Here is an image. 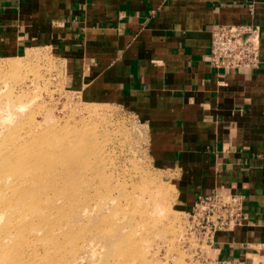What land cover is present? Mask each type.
<instances>
[{
    "label": "crops",
    "instance_id": "1",
    "mask_svg": "<svg viewBox=\"0 0 264 264\" xmlns=\"http://www.w3.org/2000/svg\"><path fill=\"white\" fill-rule=\"evenodd\" d=\"M238 23L260 29L259 66H212V29ZM30 46L64 61L70 91L146 124L185 211L243 194L249 223L218 232L212 256L264 254V0H0V56Z\"/></svg>",
    "mask_w": 264,
    "mask_h": 264
},
{
    "label": "rangeland",
    "instance_id": "2",
    "mask_svg": "<svg viewBox=\"0 0 264 264\" xmlns=\"http://www.w3.org/2000/svg\"><path fill=\"white\" fill-rule=\"evenodd\" d=\"M64 74V61L51 47L30 46L19 55L0 56V143L11 148L29 140L21 137L28 133L48 136L45 141L35 137L47 149L48 160H32L23 167L40 165L55 185L47 188L44 196L45 204L55 200L54 207L44 212L53 216L50 223H57L60 217L70 222L59 240L45 241L55 250L62 247L63 253L56 252L51 260L41 249L24 255L34 264L45 254L49 264H128L122 254L107 253L104 236L108 235L114 246L111 252H122L128 247V236L136 240V234L128 233L130 224L143 220L140 212L153 211L151 197L155 196L164 209L151 216L149 227L153 232L158 224L157 233L145 245L140 260L146 264H210L206 242L190 233L188 212L178 203L172 174L156 164L146 124L128 108L83 99L66 87ZM80 154L89 156L86 165L77 164ZM60 159H76L73 179L63 176ZM81 166L87 168L83 174L77 170ZM83 178H94L93 186L81 188L78 183ZM5 191L8 194L7 188ZM61 192L66 193V200L57 202ZM107 196L116 199L106 203L103 199ZM85 207L88 217L83 215ZM6 219H0V229ZM27 227L23 223L22 229ZM9 241L3 238L0 244ZM59 241L63 245L57 246Z\"/></svg>",
    "mask_w": 264,
    "mask_h": 264
},
{
    "label": "bare ground",
    "instance_id": "3",
    "mask_svg": "<svg viewBox=\"0 0 264 264\" xmlns=\"http://www.w3.org/2000/svg\"><path fill=\"white\" fill-rule=\"evenodd\" d=\"M24 138H30L29 140H23L19 144L13 145L11 148L6 147L0 143V219L6 216L5 224L0 229V239L9 238L8 243L2 242L0 244V264H34L33 259L27 258L24 254L29 252L33 253L40 252L39 249L44 250L50 254V260L54 254L58 251L63 253L62 247H58L56 250L49 244L47 246L45 241H52L50 238L60 239V236L64 234V227L69 225L70 222L63 220L60 217L57 223H50V214H45L46 210H50L54 207V203L50 202L45 204L44 196H47V188L51 185L55 186L50 178L47 177L45 171H42L40 165L37 167H23L24 163H29L32 160L46 162L49 158L47 149L41 147L36 141L35 137L41 138L45 141L48 136L46 134H39V136H32L28 133ZM87 141V140H86ZM89 156L85 154L78 155V163L75 160H63L60 159V163L63 165V176H70L73 179L75 170L72 171L73 164H87ZM53 161V160H52ZM55 163L60 164L57 161ZM54 163V164H55ZM53 165V164H52ZM87 168L84 166L78 167L77 170L80 173H84ZM94 178L92 180L82 179L79 181L78 185L82 187H92L94 183ZM8 189L7 195L4 193V189ZM56 201H62L66 193H57ZM116 198L107 196L103 199L106 203L114 202ZM66 200V198H65ZM102 201V202H103ZM101 202V203H102ZM151 202L154 203V209L151 213L142 211L140 212V217L143 220L139 223L132 222V231L128 232L131 234H136V240L128 236L126 238V246H128L120 253L111 252L113 249V244L109 240L108 235L104 236V240L109 246V255L114 256L117 254H122V257L128 259V264H146V262L140 257L143 255L145 245L151 243L153 236L157 233V227L153 232H151L150 225L153 224L151 221V216L154 212H160L163 208L160 201L155 197H151ZM101 203H97L98 208L101 209ZM6 213V214H5ZM83 215L88 217V211L85 207L83 209ZM18 221L21 222L18 225ZM23 223L29 225L25 230L22 229ZM31 225V226H30ZM13 229V235H10L11 229ZM118 229L114 227L113 230ZM43 231V240L40 239V233ZM15 236V237H14ZM139 240H137V238ZM61 241V240H60ZM58 242L57 246L63 245V242ZM89 247L93 248L91 243L88 244ZM93 250V249H92ZM47 254L42 256L41 262L37 264H49L51 261L47 258H43Z\"/></svg>",
    "mask_w": 264,
    "mask_h": 264
},
{
    "label": "built area",
    "instance_id": "4",
    "mask_svg": "<svg viewBox=\"0 0 264 264\" xmlns=\"http://www.w3.org/2000/svg\"><path fill=\"white\" fill-rule=\"evenodd\" d=\"M252 7V5H251ZM260 29L253 23L217 24L211 32L210 64L234 71L252 70L261 59ZM189 230L193 237L202 236L209 251L210 264H264V254L256 257L219 259L211 254V244L218 232L232 231L249 223L243 194L213 192L198 195L190 211ZM264 250V243H261ZM207 251V250H206Z\"/></svg>",
    "mask_w": 264,
    "mask_h": 264
}]
</instances>
